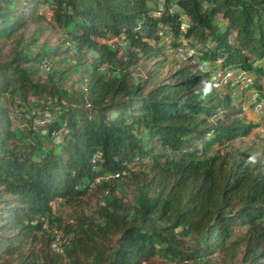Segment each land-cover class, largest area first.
Wrapping results in <instances>:
<instances>
[{"label": "trees", "instance_id": "trees-1", "mask_svg": "<svg viewBox=\"0 0 264 264\" xmlns=\"http://www.w3.org/2000/svg\"><path fill=\"white\" fill-rule=\"evenodd\" d=\"M151 1L0 0V40L13 41L0 61V264H200L215 252L234 257L241 242L246 264H264V149L221 151L256 123L224 121L230 96L210 83L215 66L264 76V0ZM41 7L63 37L31 51L37 33L24 29ZM182 43L210 68L179 65L148 88L131 74L141 59L161 66ZM67 52L68 67L37 77L46 56ZM84 63V87L62 86ZM5 95L26 126L13 124ZM42 106L49 119L34 128ZM95 185L106 193L93 209L69 221L53 212V199L78 202ZM126 186L129 196L116 191ZM186 236L198 240L184 245Z\"/></svg>", "mask_w": 264, "mask_h": 264}, {"label": "rangeland", "instance_id": "rangeland-1", "mask_svg": "<svg viewBox=\"0 0 264 264\" xmlns=\"http://www.w3.org/2000/svg\"><path fill=\"white\" fill-rule=\"evenodd\" d=\"M153 6H161V0H152L149 2ZM39 11L44 13L43 18L38 22H30L24 29V36L30 37L32 33L36 34V39L34 40V43H30V50L36 51L40 44L46 43L48 46H53L55 44H58L62 37V31L60 28L56 27L50 17V11L47 8L41 7ZM120 39V38H119ZM166 39V45L169 44V41L171 42L172 38L169 36L164 37ZM183 39V43L187 42L185 38ZM174 41H181V38L177 40V38L174 39ZM13 41L11 39H5L0 40V61L7 58V53H9L11 47H12ZM177 44V49L179 47L185 46L184 44ZM67 44V42L63 43L61 45V49L64 48V46ZM208 44V43H207ZM195 45V44H194ZM198 46V43H196ZM195 47L197 48V46ZM167 54H165L166 57L162 60V65L159 67L154 66V64L150 60H139L135 68L132 70V75L137 76L140 78L141 81L146 80L145 88H148L152 85H154L158 80L160 79H166L168 73L173 70L174 68L178 67L179 65H193L190 67V69L197 70L200 69L202 71H206L208 68H210L209 61H200L197 60V58H189L185 57V54L182 53L181 58L174 59L173 57L178 56L179 54L174 50L173 51H167ZM177 53V54H175ZM71 52H67L65 54H60L57 56H46L45 60L48 62V65L50 69L56 68L61 69L68 67L69 62L71 63L73 58L70 55ZM63 56L68 57V59L64 60ZM177 58V57H176ZM93 60V56L86 52L84 54V61L89 62ZM211 63L215 61H210ZM85 63L80 66V70L75 71L72 69H69L68 76L64 80L62 86H65L68 89H80L84 87L85 79L84 76L86 75L87 71L84 70ZM217 63V62H215ZM258 63L257 61L255 62ZM217 67V66H215ZM213 67V68H215ZM155 70V72H153ZM39 74V75H38ZM38 78L41 77V79H44L45 73L43 71L38 70ZM81 77V78H80ZM255 83L257 78H254ZM254 88L256 89V84L253 83ZM220 91V95L227 93L230 97L229 105L232 109L235 110V112H232L231 116L229 118L224 119V121H228L231 118H241L245 122H251L253 118L251 117V111L254 110L253 105L249 101L250 93L245 94L244 90L245 88H239V85L237 87H228L227 89H218ZM251 92V91H250ZM30 100H35L36 98L34 96H29ZM3 104L8 107V113L11 117V120L13 124H16L17 126L24 127L26 126V113L21 111V106L18 105V99L9 97L8 95H5L2 98ZM41 108V107H39ZM33 109L34 115V125L40 124V122H36V120H44V123L48 121L49 119V110L42 106L41 109ZM260 111H263L262 109ZM224 112L219 114V117H223ZM33 121V119H32ZM36 122V123H35ZM258 128H252L250 132L246 136H238L232 139L228 145L222 146L221 151H227L229 154L232 155L234 151H252L255 155H259V153L264 149V136L261 135L258 130ZM150 146V143L147 142L146 148ZM157 147V145H155ZM214 149V146H212ZM129 165L137 168L140 167L141 164L139 160L136 162L132 161ZM119 192H124L127 196H129L130 193V187L126 186L122 188L121 190H116ZM103 188L100 187V185H95L93 188H90L87 190L85 194H83L78 202L75 201H66L61 198L53 199L51 201V206L53 209V212L60 216V218L63 221H69L70 217H72L74 210H80L82 212H88L89 210L96 207L98 204L101 203L103 199ZM244 226H236L233 230L234 236L242 237L244 233ZM237 237V238H238ZM195 237H184V245H191L196 243L198 240ZM244 242H241L238 245L237 253L234 257H229L228 255L220 252H215L205 258V261L202 259H199L200 264H246L247 262L241 259V254L243 251ZM10 264H16L15 258H10ZM154 262L158 263L160 261V258L158 256L154 257Z\"/></svg>", "mask_w": 264, "mask_h": 264}, {"label": "built area", "instance_id": "built-area-1", "mask_svg": "<svg viewBox=\"0 0 264 264\" xmlns=\"http://www.w3.org/2000/svg\"><path fill=\"white\" fill-rule=\"evenodd\" d=\"M175 51L179 54L178 56H181L182 53H184L185 57L191 56V54L195 52L192 47H187V48L179 47V49L175 47L174 52ZM48 68H49L48 62L44 59L40 64V71L46 72ZM253 79H254V75L252 73L241 68H231V67L227 68V67L217 66L210 70V81H211L210 83L213 87L220 90L227 89L228 87H237V85H239V88H250L253 85ZM249 101L250 103H252L255 109H261L263 106V97L259 95H255V94L251 95L249 97ZM36 122H40V124L33 125L34 128H37L38 126L44 124V120L39 119L36 120ZM65 131H66L65 128L61 129L59 134L64 133ZM259 131L261 135H264V125L260 128ZM59 134L56 133V137H58ZM117 176H118V172L116 171L113 173L106 174L102 178L113 179L114 177ZM103 192L106 193V189ZM59 236L60 234L57 233L56 239ZM56 243L57 241H54L52 243V246H55Z\"/></svg>", "mask_w": 264, "mask_h": 264}, {"label": "crops", "instance_id": "crops-1", "mask_svg": "<svg viewBox=\"0 0 264 264\" xmlns=\"http://www.w3.org/2000/svg\"><path fill=\"white\" fill-rule=\"evenodd\" d=\"M218 64V61H215ZM256 89L255 88H247L244 90L245 94H249V92H255V93H259L262 97L264 96V76H261V79H257L256 80ZM263 111H257V110H250L251 111V117L253 118V120L251 122L256 123V126H254V128H258L259 126H261L264 123V109H262Z\"/></svg>", "mask_w": 264, "mask_h": 264}, {"label": "clouds", "instance_id": "clouds-1", "mask_svg": "<svg viewBox=\"0 0 264 264\" xmlns=\"http://www.w3.org/2000/svg\"><path fill=\"white\" fill-rule=\"evenodd\" d=\"M248 72H249V71H248ZM250 73H251V72H250ZM252 74H253V73H252ZM253 75H254V74H253ZM255 77H256V76L254 75V78H255ZM258 79H261V77H259ZM254 81H255V80L253 79V83H254ZM251 88H254V86L252 85V87H250V89H251ZM245 89H247V88H245ZM249 93H250V94H249L250 96H251V95H254V94H255V95H259V96H261L259 93L257 94V93H255V92H249ZM261 97H262V96H261ZM251 104H252V103H251ZM261 109H264V96H263V106H262ZM261 109H255V108H254V110H257V111H260ZM263 125H264V123H263L261 126L258 127L257 130H258L259 133H260L259 130H260V128H261ZM263 136H264V135H263Z\"/></svg>", "mask_w": 264, "mask_h": 264}]
</instances>
